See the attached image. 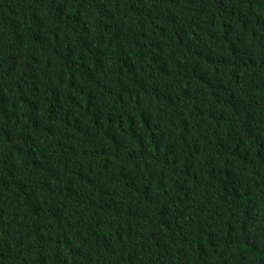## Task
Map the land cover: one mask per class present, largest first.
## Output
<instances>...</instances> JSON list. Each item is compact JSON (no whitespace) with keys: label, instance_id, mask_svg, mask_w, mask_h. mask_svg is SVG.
Wrapping results in <instances>:
<instances>
[{"label":"trees","instance_id":"16d2710c","mask_svg":"<svg viewBox=\"0 0 264 264\" xmlns=\"http://www.w3.org/2000/svg\"><path fill=\"white\" fill-rule=\"evenodd\" d=\"M0 264H264V0H0Z\"/></svg>","mask_w":264,"mask_h":264}]
</instances>
